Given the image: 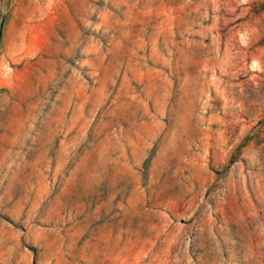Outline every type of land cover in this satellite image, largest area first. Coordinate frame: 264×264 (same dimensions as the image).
<instances>
[{
	"label": "rangeland",
	"instance_id": "rangeland-1",
	"mask_svg": "<svg viewBox=\"0 0 264 264\" xmlns=\"http://www.w3.org/2000/svg\"><path fill=\"white\" fill-rule=\"evenodd\" d=\"M0 264H264V0H0Z\"/></svg>",
	"mask_w": 264,
	"mask_h": 264
}]
</instances>
